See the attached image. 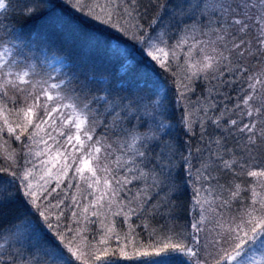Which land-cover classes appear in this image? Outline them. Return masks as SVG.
Instances as JSON below:
<instances>
[{
	"label": "snow or ice",
	"instance_id": "snow-or-ice-1",
	"mask_svg": "<svg viewBox=\"0 0 264 264\" xmlns=\"http://www.w3.org/2000/svg\"><path fill=\"white\" fill-rule=\"evenodd\" d=\"M0 264H264V0H0Z\"/></svg>",
	"mask_w": 264,
	"mask_h": 264
}]
</instances>
